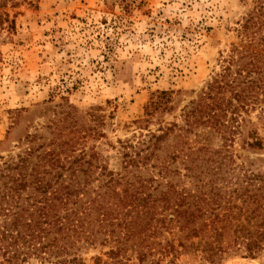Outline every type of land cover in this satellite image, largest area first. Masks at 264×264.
Instances as JSON below:
<instances>
[{
    "label": "rangeland",
    "instance_id": "rangeland-1",
    "mask_svg": "<svg viewBox=\"0 0 264 264\" xmlns=\"http://www.w3.org/2000/svg\"><path fill=\"white\" fill-rule=\"evenodd\" d=\"M29 1L8 9L16 14L15 28L0 33V164L27 155L28 169L37 167L42 176L43 165L49 168L43 163L49 150L58 153L61 164L95 150L103 164L118 171V140H135L133 120L144 115L157 91H173L172 110L157 117L181 124L183 106L223 70L231 55L236 57L233 47L254 45L238 31L253 0ZM238 115L243 121L227 144L205 124L194 126L186 137L187 146L204 145L232 156L230 162L204 163L221 166L216 186L223 190L244 185L245 169L264 175V102L239 107ZM252 135L261 147L247 144ZM178 180L179 188L193 186L187 177ZM170 212L155 218H168ZM205 217L191 226L198 228ZM233 221L226 224L222 251L212 258L203 251L205 232L212 234V228L188 231L173 223L150 226L141 243H121L117 255L109 257L105 251L118 243L87 244L80 264H116L117 259L120 264H264V247L249 256L243 244L230 243ZM24 264L41 263L31 259Z\"/></svg>",
    "mask_w": 264,
    "mask_h": 264
},
{
    "label": "trees",
    "instance_id": "trees-1",
    "mask_svg": "<svg viewBox=\"0 0 264 264\" xmlns=\"http://www.w3.org/2000/svg\"><path fill=\"white\" fill-rule=\"evenodd\" d=\"M23 1L31 2L0 0V33L15 28L16 14L11 16L8 9ZM253 1L238 29L249 44L254 42L253 47H233L236 57L231 55L223 70L183 106L181 124L157 117L172 110L173 94L172 90L157 91L144 115L133 120L135 140H118V171L103 164L95 150L83 152L67 164L59 163L54 150L44 152L43 163L48 162L49 168L43 165V176L37 167L28 169L27 155L18 154L16 160L8 157L1 162L0 264H24L31 259L41 264H80L81 250L87 244L118 243L105 251L109 257L117 255L121 243H141L143 233L152 230L150 226L173 223L188 231L212 228V234L205 232L208 240L203 242L208 258L222 251L224 230L232 220L230 243L243 244L249 256L264 247V175L245 169L244 185L223 190L216 186L222 178L216 177L221 166L204 163H222L219 159L230 162L232 156L226 150L225 154L204 145L187 146L186 140L194 126L205 124L217 129L227 144L238 121H243L236 118L238 108L264 102V0ZM260 31L261 37L257 35ZM226 90L228 97L224 95ZM154 122L156 128L150 129ZM252 137L247 144L261 147V141ZM180 175L189 178L193 186L179 188ZM29 187L32 191L26 192ZM233 208L238 212L231 213ZM165 210L171 211L168 218H155ZM204 215L207 217L198 228L191 226ZM239 215H244L243 220ZM153 221L158 225H152ZM216 223L220 225L216 227ZM96 259L102 262L99 256ZM120 262L117 259L116 264Z\"/></svg>",
    "mask_w": 264,
    "mask_h": 264
}]
</instances>
